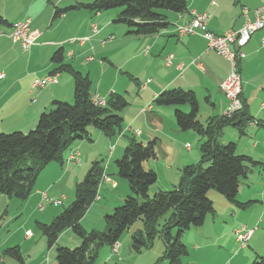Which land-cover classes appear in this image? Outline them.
Segmentation results:
<instances>
[{"label": "crops", "instance_id": "0c3cea01", "mask_svg": "<svg viewBox=\"0 0 264 264\" xmlns=\"http://www.w3.org/2000/svg\"><path fill=\"white\" fill-rule=\"evenodd\" d=\"M92 1L0 0V15L10 24V26H0V133L26 132L35 126L42 112L51 109L54 100L72 102L73 79L67 72H59L56 83L42 88H31V82L35 78H41L53 72L55 66L51 56L61 46L64 49L65 62L75 70L89 76L92 95L107 99L111 93L121 95L123 91L129 93L132 106L125 107L121 112L122 131L113 137H107L96 129H90L89 132L91 137L95 138L94 141L107 140L108 146L114 152L117 146L120 150L124 149L127 145L124 141L125 136L132 134L127 131V127L130 126L133 130L140 131L136 137L140 138L141 143L159 139V143L168 149L169 154H175V143L181 144L185 139L182 131L174 123L175 106L157 105L153 102L154 98L166 89L192 90L195 95L197 93L205 97L206 119L209 116L221 114L227 105V100L220 90V83L229 71V62L225 58L213 50L206 51L207 41L202 35L178 36L176 26L188 22L193 16L192 12H206L208 13L206 28L220 35L228 29H237L241 26L244 21L243 8L247 9V17L252 19L251 10L260 5L261 0H186L187 7L184 12L165 13L170 23L167 28L156 34L140 36L128 33L125 25L114 21L120 12L119 8L95 12L80 5ZM57 9H62L63 12L55 16ZM26 19L30 22V29H33L30 31L34 33L31 35L34 38V44L28 51H23L19 42L13 41L9 34L14 24ZM93 26L96 28L95 31ZM263 33L264 30L254 33L242 48L246 56L239 62L242 98L252 121L243 127V133H240L236 127L227 125L222 128L219 137L222 138L220 144L233 141L236 144V153L250 156L260 162V165L252 167L246 178L241 181L237 194L239 202L252 201L253 204L249 208H255V213H245V211L240 213L244 209L230 203L219 193L218 195L222 197L210 195L209 192L208 196L215 210L214 215L206 216L201 226L192 227L196 228L195 231H191L190 228L188 232L193 235L182 236L185 242L191 236V241L196 243L191 246V250L202 259H198L196 264H250L256 256L264 255V238L257 234L259 225L264 220V204L261 202V194L264 190V176L261 173L264 164V50L260 47V37ZM128 77L129 80L137 78L142 82L134 85L125 79ZM150 103L152 107L143 112L142 109ZM180 108L185 112L189 110L188 106ZM258 121L263 125H259ZM143 129H146L145 133ZM88 141L84 139L74 141L63 152V163L49 162L45 168L55 172L54 182L38 183L41 172L33 192L18 206L22 208L26 202H28L27 206L31 204L38 206L44 194L49 197L62 195L64 200L67 190L64 183L60 182L67 178L68 183L72 181L73 187L82 173L88 169L90 162L97 158L98 154L92 153L90 148L86 151L87 146H91L86 143ZM186 144L185 142L184 147ZM73 149H77L83 155L77 164L66 161ZM185 149L188 150L186 147ZM195 157L190 155L176 162L175 170L173 167L171 169L173 162L166 160V170L171 173L174 171L171 183H178L180 168L191 164V159L195 161ZM145 167L153 169V165L148 162H145ZM260 177L263 180H260ZM110 178L116 186L113 187L109 182L104 183L99 189V198L96 201L102 199L101 191L107 187L112 190L110 197L104 198L103 205H98L94 201L86 211L87 213L94 206H101L98 217H92L89 220V223L93 219L98 221L96 223L94 221V224L90 223L91 227H96L94 225L97 224L103 225L104 213H109L122 200L118 196V186L122 185L121 180ZM55 186L58 187L54 192ZM158 190H160L159 186L156 190L154 189V192ZM5 197L13 201L12 198ZM255 204L256 207H254ZM58 211L61 212L59 205H49L41 211L40 219L43 223H47L59 213ZM246 215L251 217V225L246 220ZM83 219L84 216L81 218V224ZM230 221L239 224V227L234 228L231 233H229ZM24 227V233L30 231L26 228L27 222L24 221L19 232ZM240 228L253 229L244 247L235 236V231ZM30 232L31 236L24 234L15 240L19 242L13 243H18L21 248L24 245L27 246V253L33 254L36 258L31 264H50L53 246L47 247L43 244L37 246L41 239L36 242L33 240L32 231ZM62 239H66V243L76 242L70 229L64 230L58 236L56 243ZM120 250H123L127 257L119 254ZM99 251L98 264H101V258L104 259L106 256H108L107 262L111 259L124 261L126 258L134 261L133 252L125 249L121 243L116 252L111 251L110 248ZM146 251L156 252L148 256V259L153 262L158 257L159 251L162 253L163 250L152 248ZM207 253L210 254L208 258ZM216 255L222 256L221 259L217 260ZM4 258L0 257V264H5ZM188 262L190 261L187 260L186 264ZM7 263L12 264V261ZM139 264L143 263L139 262Z\"/></svg>", "mask_w": 264, "mask_h": 264}, {"label": "trees", "instance_id": "16d2710c", "mask_svg": "<svg viewBox=\"0 0 264 264\" xmlns=\"http://www.w3.org/2000/svg\"><path fill=\"white\" fill-rule=\"evenodd\" d=\"M80 5L95 12L119 8L114 21L125 25L127 32L136 36L156 34L167 28L170 23L165 13H182L187 7L186 0H93ZM61 12L62 9H57L54 15L58 16ZM0 26H10L1 15ZM51 61L55 66L53 72L71 75L73 100L70 103L54 100L51 109L42 112L27 133H0V194L9 198L25 200L49 162L63 163V152L74 141H92L87 130L89 125L107 137H113L122 130L121 112L128 105L123 95L113 93L105 105H94L89 76L65 62L63 47L59 46L53 52ZM154 103L175 106L174 118L179 130H193L200 136L199 161L180 169L178 184L172 189L159 190L150 195L149 188L156 182L157 175L153 170L145 169L143 162L155 157V141L143 144L135 137H129L122 156L115 160V164L117 175L127 181L132 194L104 215L105 227L101 231L86 230L80 223L96 199L103 171L100 164L94 161L84 178L75 183L74 199L68 208L47 224L37 222L48 247L53 246L66 229L80 239L75 248H56V264H95L100 248L111 247L118 242L138 220L143 223V230L131 235V247L135 252L149 249L155 236H159L164 244L161 259L166 264H183L182 258L188 254L182 241L183 234L192 227L201 226L206 216L215 213L208 196L211 190L239 208L245 209L253 204L252 201L239 202L237 194L241 181L260 162L236 153L233 141L217 142L223 127L232 125L243 133V127L252 121L245 102L243 109L232 116H210L204 125L197 118L199 105L192 90H163ZM181 106H188L189 112L183 111ZM3 255L17 262L23 260L19 246L7 247ZM250 264H264V255L256 256Z\"/></svg>", "mask_w": 264, "mask_h": 264}, {"label": "rangeland", "instance_id": "374dc122", "mask_svg": "<svg viewBox=\"0 0 264 264\" xmlns=\"http://www.w3.org/2000/svg\"><path fill=\"white\" fill-rule=\"evenodd\" d=\"M263 3H264V1L261 0L260 5L256 6L254 9H256L259 6H261ZM115 9L116 8H112V9H109V10H115ZM253 10H251V13L253 12ZM242 11H243V9H242ZM244 21H245V17H244ZM244 21H243V23H244ZM243 23L237 29H240L242 27ZM231 29H234V28H231ZM237 29H234V30H237ZM30 30H33V29H30ZM206 30L209 31L207 28H206ZM260 30H264V27L261 28V29H259V30H257V31H260ZM254 33L250 36V38L254 35ZM30 34L32 35L34 33L32 31H30ZM197 34L202 35L201 33H197ZM222 34H220V35H222ZM263 35H264V33H263ZM261 37H260V40H261ZM250 38L247 40V42L250 40ZM79 41H82V40H79ZM15 42H18V41H15ZM247 42L241 47V50L247 44ZM19 44H20V42H19ZM260 47H261V42H260ZM245 56H246V54L244 52V57L242 59H244ZM146 71L149 72L148 70H146ZM237 71H238L239 76H240V92L237 95V98L239 99V102H240V108L237 109V110H234L232 112H227V107L229 106L230 100L228 99V97L226 96V94L224 93V91L222 90L221 84L226 79V77L228 76V74L230 72V65H229V71H228L226 77L224 78V80L220 83V90L222 91V93L224 94V96H225V98L227 100V105H226L225 109L223 110V113L216 114V115H224V116L230 117L235 112L240 111V110L243 109V102L244 101H243V98H242V78H241V74H240V70H239V63L237 65ZM51 74H55L56 75V82H57V74H58L57 72L49 73V74L45 75L44 77H46L48 75H51ZM122 75H123V77H125L124 74H122ZM44 77H41V78H44ZM147 77H150V76H147ZM125 79H127V81H128L130 78L128 77V78H125ZM129 81L132 82L134 85L139 84V82H142V81H140V79H137V78H135L133 80H129ZM32 82H31V85H32ZM56 82H52V83H56ZM52 83H47L44 86L49 85V84H52ZM44 86H42V87H44ZM42 87H32L31 86L32 89L33 88H42ZM184 90H186V89H184ZM111 94H113V93H111ZM122 95L124 96V98L128 102V105L126 106V108H130L132 105L130 104V96H129V93L123 91ZM95 96H97V95H91V101H92V103L94 105H98V106L105 105L107 99H105L103 97H99V96H97V97L102 98L104 100V103L101 104V105L95 104L93 102V97H95ZM196 98H197L198 105H199V110H198L197 118L200 121V123L204 125L205 122H206L205 120H207L210 117L209 116L206 119V111L204 110V103L206 102V100H205L204 95H202V97H201L197 93H196ZM153 102H154V100H153ZM151 107H152V104L150 103L144 109H142V111L143 112H146L147 109H150ZM175 109H176V107H175ZM187 112H189V110ZM212 116H214V115H212ZM174 123H176V122L174 121ZM90 129H94V128L91 125H89L87 127V130H90ZM127 131L132 132V134L134 135L133 137H135L136 140L138 142H140V138L139 137H136L137 135L140 134V131L139 130H133L132 127L128 126L127 127ZM143 131L145 133L146 132V129H143ZM27 132L28 131H26L25 133H27ZM137 132H138V134H137ZM181 133L185 136V139L182 141L181 144L180 143H175L176 145L174 144L175 145L174 146V148H175V150H174L175 154L174 153L169 154L168 149H165V146H163V145H161V143H159V139H151V140H154L155 141V144H154L155 157L154 158H150V159L146 160L145 162L151 163V165H153V169L146 168L145 167V162H143V167L145 169H151L157 175L156 182L153 185L150 186L151 188H149V194L150 195H153L154 193H156V192H154V189L156 190V187H158V186H159V189L160 190H170V189H172L175 186L174 184H176V185L178 184V183H171V179H172V176H173L174 171H172V173H171V171H167L166 170V164H167L166 163V160H168V161L170 160V161L173 162L172 163L173 165L171 166V169L173 167L174 170H175L174 164L176 162H178V161H182L184 159V157H188L190 155L196 156L195 157L196 158L195 161H194V159H191V161H190L191 164L197 163L199 161V159H200V150H199V148H200V143H201L200 136L195 131H193V130L182 131ZM132 134L131 135L127 134L125 136V140L124 141L126 143L128 142V140H127L128 139V136L131 137ZM84 140H86V139H84ZM94 140H95V138L94 139L92 138V141L91 142H89V141L86 142V143H89V145H91V146H87L86 151H87L88 148H90V151L92 153H97L98 154L97 155V158L96 159H93V161L90 162V165H89L88 169L90 168L91 164L94 161L95 162H98L100 164V166L103 168V171H102V173L100 175V178H99V181H98L97 195H96L95 201L99 198V189H100V187L104 183H106V182H109L113 187H115L116 186V183L114 181H112L110 177L117 178V179L121 180V183H122L121 186L120 185L118 186V191H119V195L118 196L122 199L121 202L117 205V206H119V205L122 204L123 199L126 196L132 194L131 191H130V189H129V187H128L127 181L125 179H123V178H120L117 175V172H116L117 170H116L115 160L119 159L122 156V153H123V150L124 149H121L120 150L118 148L119 146H117V148L115 149V152H114L112 150V148L108 146L107 140H105V141L100 140L99 142L94 141ZM220 140H222V138H219L217 140V142L220 143ZM185 142L187 143L185 145V147L188 150H186L185 147H184V143ZM71 155H74L75 156V160H73L72 158H70ZM82 157H83V155H81L77 149H73L68 154V156L66 158V161L67 162H70L72 164H77V163L80 162V160H81ZM63 162H64V158H63ZM49 169L50 168H45V170L43 169L41 171L42 173L40 172L41 174H40L39 178L37 177L39 179L38 180V183L43 184V183H47V182H54L53 180H54V177L56 176V174H55V172H53V171H51ZM87 170L84 173H82L80 179H78L79 181H81L84 178ZM44 171H48V172H44ZM261 173H262V176H264V164H263V170H262ZM260 178H261L260 180H263L262 177H260ZM36 183H37V179L35 181V184ZM60 183H64V187L67 190L66 191V195H65V199L64 200L62 199V197H61L62 195H58V196H55V197H51V195H50V197H49L46 194H44V195H42V202H40L38 204V206L35 205V204H31V205H28L27 206L28 202H26V205H24V207L21 208V207L18 206V204H21L22 202H25L24 200L12 198L13 201L11 202V200H7L8 198H6L4 195H1L0 194V246H1V248H0V257H5L4 258L5 259V264H8L7 262H9V261H12V264H31L32 262H34L36 260V258H35V256L33 254L27 253V246L24 245L21 248L18 243H13V242H19V241H15V240H18L20 238V236H23L24 234L26 236H31V232L30 231H32V233L34 235L33 240H35L36 242H38V240L41 239V241L37 243V246H39L41 244L47 246L46 240H45L44 236L42 235V233L39 230L38 225H37V222L43 223L42 220L40 219L42 217L41 216V211L45 207H47L49 205H53V206H58L59 205V210L62 211L64 209L68 208V206L71 204V202L74 199V186L72 187V185H71L72 184V181H69V183H68V179L67 178H64V181H61ZM35 184H34V188H35ZM172 185H174V186H172ZM57 187L58 186H55L54 187V189H53L54 192L57 189ZM34 188H33V190H34ZM33 190L31 191V193L33 192ZM30 194L28 195V197L30 196ZM111 194H112V190L109 187H107V189H103L101 191V197H102V199L99 200V201H96V203L98 205H100V204L103 205L104 198H107ZM210 195H218V193L215 192L214 190H211L210 191ZM218 196L219 197H222L220 195H218ZM53 200H59L60 203L57 202L55 204V203L52 202ZM14 201H17V202L14 203ZM261 202H262V204H264V190L262 191V194H261ZM16 203H17V205H16ZM16 206H18V207H16ZM254 207H256V204L254 205ZM100 211H101V206H99V207L94 206V208H92V210H90L89 212H87L86 215H84V219H83L84 221L82 223L83 224L82 227L84 229H86V230H91V229H95V230H98V231L103 230L104 227H105L104 219H102V224L103 225H101V226H99L97 224V225H94L96 227H91L92 225H90V223L91 224L92 223L94 224V221H95L94 219H93V221H90V223H89V220L92 217H98V213ZM244 211H245V213H250V212L255 213V208H253V207H250L249 208L248 207V208H246L244 210H241L240 213H243ZM59 213H57V214H59ZM105 214H107V213H104V215ZM55 216H53V217H55ZM245 218L248 221V223L251 225V217H249V215H246ZM24 221L27 222V227L26 228L30 229V231L28 230V231H26L24 233V229H25V227H24L23 230H20V232H19V229L21 228V224ZM49 222H47V223H49ZM96 222H98V221H95V223ZM47 223H45V224H47ZM229 224L231 226V228L229 230V233H231V231L234 228L239 227V224L236 223V222H233V221H230ZM259 228L260 229L257 232V234L261 238H264V220H263L262 223H260ZM191 229H192L191 231H195L194 229H196V228H191ZM141 230H143V223L141 222V220H138V221H136L129 228V230L125 231L122 234V236L120 237V239H119L118 242H115L111 247L102 246L100 248V250L101 249H109L110 248L111 251L116 252L118 250V248H119V243H121L125 249H130L133 252L134 261L126 258L124 261H118L116 259H111L109 262H107V257L108 256H106L104 259L101 258V264H103L104 262H105L104 264H139V262L140 263H143V264H164V263H166L164 260L161 259V256L163 255V251H162V253H160L161 251H159L158 257H156L155 261L151 262L150 261L151 259H148V256L151 255L150 253H153L154 251H146V250H150L152 248H154L155 250L156 249L164 250V244H163L161 238H159V236H155V238L152 241V246L149 249H144V250H141L139 252H135L132 249V247H131V235L133 233H135L137 231H141ZM70 232H71L72 237L75 239L74 241H76V242L66 243L65 242L66 239H62V240H60V242H58L56 244H53V253L50 256V258H52V260L50 259V264H56L55 256H56V248L58 246H64V247L67 246L68 248H75L76 246H78L80 244V239L71 230H70ZM190 233L191 232H188V230H187L183 235H185V236H187V235H193V234H190ZM252 233H253V229L252 230H247V229H244V228H240V229H238V230L235 231V236H236V239L240 242V245L242 247H244L246 245V242L248 241V239H249V237L251 236ZM173 234H175V231H173ZM239 235H247L248 238L242 239V238H239L238 237ZM184 240H182V241L187 246L188 254L182 258V262H183V264H186V261L188 260V261H190V262H188V264H196L197 260L198 259H201L199 256H196V255H198L197 253L192 252V250H191V246L194 245V244H196V243L191 241L192 240L191 239V236H190V238H188V240L186 242ZM249 245H250V241L248 243V246ZM12 246H19V249H20V252H21V255H22V259H23L22 262H17L16 260L12 259L11 257H8V256L3 255V251L7 247H12ZM99 253H100V251H99ZM154 253H156V252H154ZM190 253H191V255H189ZM119 254H122L125 257H127V255L123 253V250H120L119 251ZM209 255L210 254L207 253V258L209 257ZM221 257L222 256L216 255L215 258L217 260H220ZM190 258H191V260H190ZM193 258H196V259H193ZM99 261L100 260L97 259V261L95 262V264H98Z\"/></svg>", "mask_w": 264, "mask_h": 264}, {"label": "built area", "instance_id": "2783aa9c", "mask_svg": "<svg viewBox=\"0 0 264 264\" xmlns=\"http://www.w3.org/2000/svg\"><path fill=\"white\" fill-rule=\"evenodd\" d=\"M264 1V0H263ZM247 10L243 8L242 14L245 21L240 29H229L222 35H216L206 30V23L208 13L206 12H192V18L184 23L176 26L178 36L201 33L207 41V50H213L223 58H225L230 65V72L226 79L222 82L221 88L230 100L227 112H232L240 108V102L237 98L240 92V76L237 71V65L244 57V52L241 47L247 42L250 36L257 30L264 27V3L253 10V18L249 19L246 15ZM29 20H22L14 24L9 37L13 41L20 42L23 51H28L34 44V38L30 34ZM95 26L93 30L95 31ZM261 47L264 49V35L261 37ZM56 82V75L51 74L44 78H35L32 82V87H42L47 83ZM94 103H104L102 98L93 97ZM138 134V132H137ZM70 158L75 160V156ZM53 203H60L59 200H53ZM239 238L246 239L247 235H239Z\"/></svg>", "mask_w": 264, "mask_h": 264}, {"label": "bare ground", "instance_id": "6f19581e", "mask_svg": "<svg viewBox=\"0 0 264 264\" xmlns=\"http://www.w3.org/2000/svg\"><path fill=\"white\" fill-rule=\"evenodd\" d=\"M95 104H99V105H101V104H103V103H95ZM248 238V237H247ZM245 244V243H244Z\"/></svg>", "mask_w": 264, "mask_h": 264}]
</instances>
